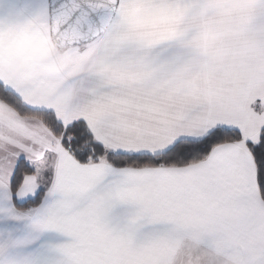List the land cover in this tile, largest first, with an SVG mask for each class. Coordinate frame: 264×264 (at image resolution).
<instances>
[{
  "label": "snow or ice",
  "instance_id": "obj_1",
  "mask_svg": "<svg viewBox=\"0 0 264 264\" xmlns=\"http://www.w3.org/2000/svg\"><path fill=\"white\" fill-rule=\"evenodd\" d=\"M0 264H264V0H0Z\"/></svg>",
  "mask_w": 264,
  "mask_h": 264
}]
</instances>
